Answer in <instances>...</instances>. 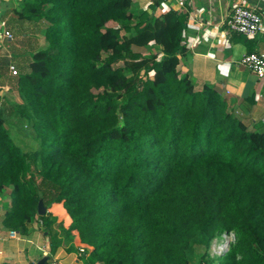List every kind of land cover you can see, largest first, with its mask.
Instances as JSON below:
<instances>
[{
  "label": "trees",
  "instance_id": "trees-1",
  "mask_svg": "<svg viewBox=\"0 0 264 264\" xmlns=\"http://www.w3.org/2000/svg\"><path fill=\"white\" fill-rule=\"evenodd\" d=\"M132 3L24 0L16 9L47 23L48 44L13 75L14 109L38 149L15 142L0 102V191L11 197L3 225L27 234L42 222L52 251L61 233L86 250L85 264H189L197 238L210 246L234 232L227 251L202 263L264 264V131L220 87L196 88L179 68L188 14ZM152 43L161 59L137 50Z\"/></svg>",
  "mask_w": 264,
  "mask_h": 264
},
{
  "label": "crops",
  "instance_id": "crops-1",
  "mask_svg": "<svg viewBox=\"0 0 264 264\" xmlns=\"http://www.w3.org/2000/svg\"><path fill=\"white\" fill-rule=\"evenodd\" d=\"M155 1H160L155 15L172 8L189 16L185 36L189 48L181 58L180 66L183 72L190 75L196 88H202L204 84L220 87L223 94L230 98L235 112L249 127L264 131V79L240 63L247 53L264 52V34L248 37L231 34L228 28L233 9L239 4L256 8L264 17V0H133L132 9H147ZM23 5L24 0H0V35H3V40L6 39L5 33L10 32L8 23L12 21L16 25L18 21L23 22L28 32L37 34L35 29L41 22H26L16 14V9ZM4 56L7 55L0 53V68L8 69V63L1 59ZM10 200V189L0 191V264H37L47 255L51 256V264H85L88 254L81 253L78 246L73 248L72 241L70 251L64 245L55 251L51 246L45 252L40 251L44 243L34 230L35 224L27 234L19 232L12 235V230L2 223Z\"/></svg>",
  "mask_w": 264,
  "mask_h": 264
},
{
  "label": "rangeland",
  "instance_id": "rangeland-1",
  "mask_svg": "<svg viewBox=\"0 0 264 264\" xmlns=\"http://www.w3.org/2000/svg\"><path fill=\"white\" fill-rule=\"evenodd\" d=\"M112 24V22L109 23V25ZM46 25V22L39 23L38 29H35L37 34H35L34 31L28 32L23 22L19 23L18 21L16 25V23L12 21L8 23V28L10 29V33L12 32V37L6 36V39L3 40V35H0V53L1 55H7L1 59L8 63V69L5 67L0 68V71L3 74L2 75L0 73V102H2L4 107L8 109L4 111L6 118L5 126L9 129L15 142L27 152L38 149L39 140L35 137L36 132L31 123L20 118L19 114L14 109L16 103L22 102L16 87L15 76L19 75L23 70H28L32 55L35 51L43 49L47 46L48 43L44 38ZM122 33L127 34L126 31H123ZM137 50H139L145 57L151 56L153 54L158 55L160 59L163 57L162 46L155 43L141 47ZM10 64H14L18 69V74L15 76H13L14 74H12L9 69ZM179 68L181 69L182 67L180 66ZM54 227L57 228L55 225ZM34 230L37 231L40 241L44 243L42 245L43 247H40V251L45 252L50 246L52 247L53 241L48 232L45 231L44 224L42 222H35ZM59 237L60 240H62L60 244L64 245L69 251L72 250L73 244L71 243V240L66 239V237L61 233ZM226 244L227 243L224 241V238L221 235L216 237L210 246L207 245L205 236L197 238V240H195L192 245L190 264H204L202 263L201 258L202 255L204 256L207 252H209L210 257L216 258L217 255L229 249L230 245L227 247ZM224 245H226V247L225 250L222 251L220 248ZM77 250L79 251V249ZM49 263H52V259H49Z\"/></svg>",
  "mask_w": 264,
  "mask_h": 264
},
{
  "label": "built area",
  "instance_id": "built-area-1",
  "mask_svg": "<svg viewBox=\"0 0 264 264\" xmlns=\"http://www.w3.org/2000/svg\"><path fill=\"white\" fill-rule=\"evenodd\" d=\"M229 33L242 34L248 37H255L264 34V17L254 7H249L244 4L237 5L231 14L228 22ZM6 36L12 37V34L7 31ZM240 63L256 74L260 79H264V52H250L245 54ZM12 74H18V69L14 64L9 65ZM12 235H18L19 231L12 230ZM223 236L227 247L231 242L236 241L234 232H225ZM226 245L220 249L225 250ZM80 252L84 253L85 249L80 247ZM60 264V263H54Z\"/></svg>",
  "mask_w": 264,
  "mask_h": 264
},
{
  "label": "water",
  "instance_id": "water-1",
  "mask_svg": "<svg viewBox=\"0 0 264 264\" xmlns=\"http://www.w3.org/2000/svg\"><path fill=\"white\" fill-rule=\"evenodd\" d=\"M46 213H47V208L45 207L43 200H41L38 206V214L45 215ZM48 259H49L48 256H45L42 259H40L37 264H47Z\"/></svg>",
  "mask_w": 264,
  "mask_h": 264
}]
</instances>
